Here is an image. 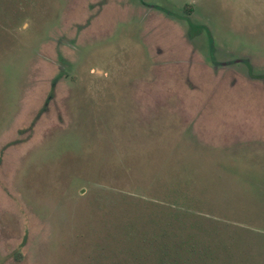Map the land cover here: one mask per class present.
<instances>
[{
  "label": "rangeland",
  "instance_id": "obj_1",
  "mask_svg": "<svg viewBox=\"0 0 264 264\" xmlns=\"http://www.w3.org/2000/svg\"><path fill=\"white\" fill-rule=\"evenodd\" d=\"M0 264H264V0H0Z\"/></svg>",
  "mask_w": 264,
  "mask_h": 264
}]
</instances>
